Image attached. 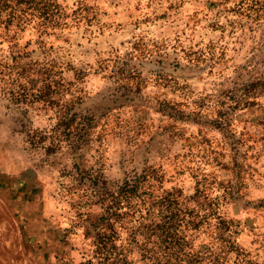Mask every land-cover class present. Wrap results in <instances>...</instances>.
I'll return each instance as SVG.
<instances>
[{
    "label": "rangeland",
    "instance_id": "374dc122",
    "mask_svg": "<svg viewBox=\"0 0 264 264\" xmlns=\"http://www.w3.org/2000/svg\"><path fill=\"white\" fill-rule=\"evenodd\" d=\"M53 1L57 25L41 30L34 11L0 26V264L91 254L102 208L84 189L95 169L117 184L153 168L157 192L198 191L187 204L211 202L254 251L264 236V0ZM43 66L64 82L61 100L92 118L79 148L28 142L55 109L9 91L35 87ZM207 225L193 230L196 247L213 240ZM131 245L143 264L153 243Z\"/></svg>",
    "mask_w": 264,
    "mask_h": 264
},
{
    "label": "trees",
    "instance_id": "16d2710c",
    "mask_svg": "<svg viewBox=\"0 0 264 264\" xmlns=\"http://www.w3.org/2000/svg\"><path fill=\"white\" fill-rule=\"evenodd\" d=\"M34 11L41 30L57 25L64 15L53 0H0V26L22 25L27 19L25 14ZM37 72L34 80L29 76L30 70L24 69L29 80L36 82L35 87L9 91L11 99L17 103L29 98L55 109V123L47 130L33 131L28 142L43 147L46 153L56 152L63 144L79 148L88 141L85 127L91 125L92 118L78 115L69 103L61 100L58 95L63 92L64 82L51 68L43 66ZM80 171L77 168L76 174ZM87 174L92 186L84 189L85 195L100 203L102 213L90 223L94 244L91 254L70 264H136L130 255L132 242L153 243L142 250L143 264H264V236L257 240L254 251L238 246L231 238L229 221L220 215L214 217L216 210L211 202L201 207L197 206L198 202L195 206L187 204L189 198H199L198 191L190 197H184L179 189L157 192L155 186L160 176L155 169L145 168L126 175L117 184H110L96 169ZM203 221H207L213 240L196 247L193 230H198Z\"/></svg>",
    "mask_w": 264,
    "mask_h": 264
}]
</instances>
